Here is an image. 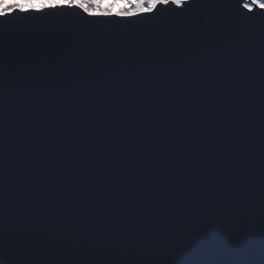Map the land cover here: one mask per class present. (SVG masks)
I'll return each instance as SVG.
<instances>
[{
  "label": "water",
  "instance_id": "95a60500",
  "mask_svg": "<svg viewBox=\"0 0 264 264\" xmlns=\"http://www.w3.org/2000/svg\"><path fill=\"white\" fill-rule=\"evenodd\" d=\"M221 3L0 20V264H264V17Z\"/></svg>",
  "mask_w": 264,
  "mask_h": 264
},
{
  "label": "snow or ice",
  "instance_id": "6c2138e0",
  "mask_svg": "<svg viewBox=\"0 0 264 264\" xmlns=\"http://www.w3.org/2000/svg\"><path fill=\"white\" fill-rule=\"evenodd\" d=\"M169 5H175L171 9L176 15H182L188 10L189 5L200 8H217L227 6L221 0H40L32 3L31 0H8L7 6L0 9V20L9 21L20 15V19L31 18L30 14L52 15L59 12H67L69 15L82 14L83 18H92L88 23H107L116 18L121 22H135L139 20H153L161 11L168 12ZM163 6V7H162ZM238 7L246 10L247 14L259 9V14L264 17V0H244ZM75 10H79L76 13ZM180 10V11H177ZM240 13L239 15L252 20L254 17ZM36 18H39L38 16Z\"/></svg>",
  "mask_w": 264,
  "mask_h": 264
},
{
  "label": "clouds",
  "instance_id": "9594fccd",
  "mask_svg": "<svg viewBox=\"0 0 264 264\" xmlns=\"http://www.w3.org/2000/svg\"><path fill=\"white\" fill-rule=\"evenodd\" d=\"M32 3H39L40 0H31ZM8 0H0V9L7 6Z\"/></svg>",
  "mask_w": 264,
  "mask_h": 264
}]
</instances>
